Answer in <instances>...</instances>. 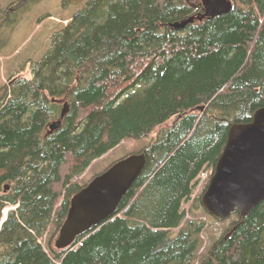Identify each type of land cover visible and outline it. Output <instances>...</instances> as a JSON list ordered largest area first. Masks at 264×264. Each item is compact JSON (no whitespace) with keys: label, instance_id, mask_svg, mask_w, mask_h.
Instances as JSON below:
<instances>
[{"label":"trees","instance_id":"obj_1","mask_svg":"<svg viewBox=\"0 0 264 264\" xmlns=\"http://www.w3.org/2000/svg\"><path fill=\"white\" fill-rule=\"evenodd\" d=\"M30 4L0 9V34L9 31L0 51ZM200 9L188 0H88L31 61L32 76L0 89V264H264V201L247 217L237 210L203 254L206 223L184 224V204L210 171L201 203L230 127L264 106V0H235L229 13L171 26ZM65 97L70 111L48 134L63 108L54 99ZM158 127L113 217L67 249L40 241L59 233L72 197L93 179L77 177Z\"/></svg>","mask_w":264,"mask_h":264},{"label":"water","instance_id":"obj_2","mask_svg":"<svg viewBox=\"0 0 264 264\" xmlns=\"http://www.w3.org/2000/svg\"><path fill=\"white\" fill-rule=\"evenodd\" d=\"M203 11L171 24L183 29L197 20L211 19L229 13L233 0H200ZM63 104L60 117L49 124L48 134L59 130L70 105L66 97L54 99ZM204 106L201 110H204ZM183 115L180 114L174 123ZM147 165L145 152L128 155L96 175L71 199L68 215L60 228L55 246L72 247L77 238L99 227L113 217L124 196L133 187ZM9 184L5 188L8 190ZM264 201V106L259 107L250 122L234 123L209 185L202 196L204 208L218 220H226L237 210L247 217ZM7 219L3 218L1 224Z\"/></svg>","mask_w":264,"mask_h":264},{"label":"rangeland","instance_id":"obj_3","mask_svg":"<svg viewBox=\"0 0 264 264\" xmlns=\"http://www.w3.org/2000/svg\"><path fill=\"white\" fill-rule=\"evenodd\" d=\"M18 1L22 0H0V9H6L8 12H12L15 10V3ZM23 1H29L31 4L27 11L21 14V19L16 23L15 28L11 30L8 45L0 51V89L3 86H9L14 78L19 76L30 78L32 76L31 61H37L45 54L50 48L53 35L57 31L65 28L71 22L75 13L86 6L88 0H72L67 5L64 4V0ZM196 1L188 0L191 4ZM8 32H2L0 39L5 38ZM173 122L171 120L166 125H171ZM160 129L161 127H158L156 129L157 131L153 132L150 138L124 139L103 157L95 160L88 170L83 175L77 177V179L82 183H86L97 174L103 173L121 158L139 153L156 137ZM209 174L210 171H206L199 177V182L195 187L192 199L184 204V209L188 211L184 224L191 219H198L206 223L205 230L201 234L203 244L200 249V254L206 252L210 245L218 238H221L227 229L232 226L233 222L238 219L237 214L234 213L230 218L220 221L211 214L206 213L207 210L204 208L202 200L201 203L197 201L207 182ZM7 206L11 207L10 212L17 208V205L14 204H8ZM3 218L4 216L1 217L0 223ZM179 229L180 227L173 231L177 233ZM53 230L54 228H51L48 236L40 241L46 244L50 238H53V243L55 244L59 233L53 236Z\"/></svg>","mask_w":264,"mask_h":264},{"label":"flooded vegetation","instance_id":"obj_4","mask_svg":"<svg viewBox=\"0 0 264 264\" xmlns=\"http://www.w3.org/2000/svg\"><path fill=\"white\" fill-rule=\"evenodd\" d=\"M193 5L198 9L201 8L200 11H203V6H202V2L200 0H197L195 3H193Z\"/></svg>","mask_w":264,"mask_h":264},{"label":"bare ground","instance_id":"obj_5","mask_svg":"<svg viewBox=\"0 0 264 264\" xmlns=\"http://www.w3.org/2000/svg\"><path fill=\"white\" fill-rule=\"evenodd\" d=\"M56 120V119H55ZM10 189V185H9V188H8V190ZM7 191V190H6ZM202 200V199H201Z\"/></svg>","mask_w":264,"mask_h":264}]
</instances>
